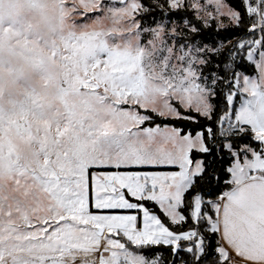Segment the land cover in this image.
<instances>
[{
    "label": "snow or ice",
    "instance_id": "6c2138e0",
    "mask_svg": "<svg viewBox=\"0 0 264 264\" xmlns=\"http://www.w3.org/2000/svg\"><path fill=\"white\" fill-rule=\"evenodd\" d=\"M0 264H264V0H0Z\"/></svg>",
    "mask_w": 264,
    "mask_h": 264
}]
</instances>
